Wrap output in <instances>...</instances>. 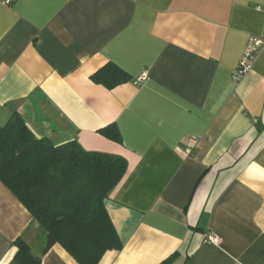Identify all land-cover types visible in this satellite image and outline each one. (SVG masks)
Instances as JSON below:
<instances>
[{
	"label": "crops",
	"instance_id": "1",
	"mask_svg": "<svg viewBox=\"0 0 264 264\" xmlns=\"http://www.w3.org/2000/svg\"><path fill=\"white\" fill-rule=\"evenodd\" d=\"M263 4L0 0V125L16 112L36 138L126 161L104 199L122 247L97 264H264V48L231 80ZM108 62L131 79L93 82ZM110 123L121 142L98 132ZM17 237L40 254L44 233L0 182V264ZM40 264L78 263L56 243Z\"/></svg>",
	"mask_w": 264,
	"mask_h": 264
},
{
	"label": "trees",
	"instance_id": "2",
	"mask_svg": "<svg viewBox=\"0 0 264 264\" xmlns=\"http://www.w3.org/2000/svg\"><path fill=\"white\" fill-rule=\"evenodd\" d=\"M90 79L107 88L131 77L106 63ZM98 132L121 142L114 123ZM123 157L83 149L75 140L54 145L36 138L21 116L13 112L0 125V182L28 210L45 235L39 255L17 237L9 264H40V256L59 244L78 264H97L107 250H118L121 241L104 206V199L126 172ZM173 253L158 264H171Z\"/></svg>",
	"mask_w": 264,
	"mask_h": 264
},
{
	"label": "built area",
	"instance_id": "3",
	"mask_svg": "<svg viewBox=\"0 0 264 264\" xmlns=\"http://www.w3.org/2000/svg\"><path fill=\"white\" fill-rule=\"evenodd\" d=\"M257 10L264 13V4L257 6ZM264 48V31L260 35H250L242 49L239 60L232 70L231 80L233 82L239 81L251 68L254 60ZM146 79V73H142L137 79L136 83H142ZM208 240L213 243H218V238L215 236H208Z\"/></svg>",
	"mask_w": 264,
	"mask_h": 264
}]
</instances>
